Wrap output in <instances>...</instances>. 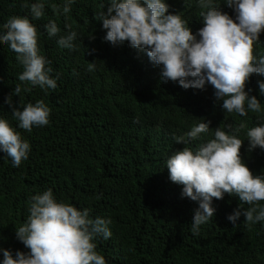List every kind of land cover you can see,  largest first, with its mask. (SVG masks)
Returning a JSON list of instances; mask_svg holds the SVG:
<instances>
[{
	"label": "trees",
	"instance_id": "trees-1",
	"mask_svg": "<svg viewBox=\"0 0 264 264\" xmlns=\"http://www.w3.org/2000/svg\"><path fill=\"white\" fill-rule=\"evenodd\" d=\"M166 3L193 33L202 27L196 0ZM214 3L234 16L223 0ZM21 4L22 0H0V25L11 16H28ZM53 4L62 0H45L44 15L29 19L57 86L45 91L21 84L19 95L12 96L13 107L42 100L50 109L46 126L31 132L16 128L18 122L4 99L21 83L22 67L16 54L0 42V117L30 144L28 159L18 167L0 153V248L13 255L28 251L16 239L15 229L27 218L30 197L51 189L58 201L89 209L90 218L111 220V236L94 241L106 264H264V222L249 225L241 215L234 226L226 219L249 205L227 193L220 200L213 198V217L193 234L191 220L198 205L181 197L182 186L169 180L163 164L184 147L173 137L203 119L209 132L185 146L195 148L211 139L216 127L230 124L239 129L242 162L253 175L264 174V150L249 151L245 135L264 112L227 113L211 85L183 89L162 81L159 68L144 51L127 42L113 46L104 41L106 30L98 17L106 11L107 0H75L64 15L54 12ZM48 20L57 23L58 35L77 33L72 50L58 47L56 37L47 36L43 26ZM259 41L253 44L254 56L264 55V30ZM92 62L95 67L88 71ZM258 81L264 77L251 75L245 91L250 90L264 108Z\"/></svg>",
	"mask_w": 264,
	"mask_h": 264
},
{
	"label": "clouds",
	"instance_id": "clouds-1",
	"mask_svg": "<svg viewBox=\"0 0 264 264\" xmlns=\"http://www.w3.org/2000/svg\"><path fill=\"white\" fill-rule=\"evenodd\" d=\"M75 0H62L53 4V11L64 15ZM234 16L220 10L214 0H196L201 9L202 27L192 32L179 13L169 11L166 0H107L106 11L99 14L105 31L104 41L113 46L127 42L131 48L142 50L149 61L159 68L162 81H172L183 89H203L206 84L214 89V97L222 101L227 113L240 116L247 112L262 113L260 101L245 91L249 77H264V55H253V44L258 43L264 30V0H223ZM28 16H11L0 25V42L6 43L16 55L22 72L21 83L15 85L4 103L11 108L16 128L31 132L33 128L49 123L50 109L42 101L12 106V96L21 92V84L38 86L42 90L55 89L56 79L51 77L50 61L40 54L36 26L30 22L44 15L45 0H22ZM49 38L56 37L58 47L72 50L77 33L68 30L58 35L60 28L54 20L43 26ZM65 29H69L66 24ZM95 62L88 63L92 71ZM259 94L264 96V81H258ZM24 91H28L24 87ZM197 123L173 139L184 147L163 161L171 182L181 185V197L196 202L191 220L193 234L213 217V198L234 195L249 205L233 211L226 219L234 226L241 215L244 222L254 225L264 222V174L253 175L242 162L239 150L242 141L230 124L212 130V138L192 148L191 141L208 133V122ZM240 127H243L241 125ZM7 119L0 117V153L10 159L12 167L28 159L30 144L23 139ZM227 129V131L225 130ZM248 150H264V117L247 129ZM25 221L15 229L16 239L28 251L0 248V264H106L98 254L97 237L107 240L111 236L108 218H90V210L58 201L51 189L30 197Z\"/></svg>",
	"mask_w": 264,
	"mask_h": 264
}]
</instances>
